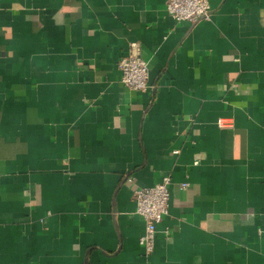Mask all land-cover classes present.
I'll use <instances>...</instances> for the list:
<instances>
[{
    "label": "crops",
    "instance_id": "0c3cea01",
    "mask_svg": "<svg viewBox=\"0 0 264 264\" xmlns=\"http://www.w3.org/2000/svg\"><path fill=\"white\" fill-rule=\"evenodd\" d=\"M208 1L0 0V264H264V0ZM165 176L144 256L132 191Z\"/></svg>",
    "mask_w": 264,
    "mask_h": 264
},
{
    "label": "built area",
    "instance_id": "2783aa9c",
    "mask_svg": "<svg viewBox=\"0 0 264 264\" xmlns=\"http://www.w3.org/2000/svg\"><path fill=\"white\" fill-rule=\"evenodd\" d=\"M164 7L166 13L175 21H185L192 25L210 20L212 14L208 0H164ZM117 68L120 73V84L129 91L143 93L149 88L148 63L141 57L137 43L129 44L127 53L120 58ZM217 126L225 128L227 124L223 119H218ZM170 185V177L165 176L152 187H136L132 191L135 214L142 220L144 226V232L139 238L144 256H149L153 252L156 227L168 214Z\"/></svg>",
    "mask_w": 264,
    "mask_h": 264
}]
</instances>
